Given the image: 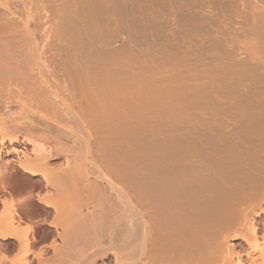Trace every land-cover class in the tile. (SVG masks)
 I'll list each match as a JSON object with an SVG mask.
<instances>
[{
    "label": "bare ground",
    "instance_id": "6f19581e",
    "mask_svg": "<svg viewBox=\"0 0 264 264\" xmlns=\"http://www.w3.org/2000/svg\"><path fill=\"white\" fill-rule=\"evenodd\" d=\"M0 210V264H264V0H0Z\"/></svg>",
    "mask_w": 264,
    "mask_h": 264
},
{
    "label": "rangeland",
    "instance_id": "374dc122",
    "mask_svg": "<svg viewBox=\"0 0 264 264\" xmlns=\"http://www.w3.org/2000/svg\"><path fill=\"white\" fill-rule=\"evenodd\" d=\"M14 118H16L14 116ZM29 119V120H28ZM32 120V121H31ZM25 123L27 124H34L36 127H42L40 121L34 119L33 117L24 119ZM42 139V138H41ZM57 164V162H55ZM13 181V180H12ZM22 182V183H21ZM21 186L16 185L12 189V194L7 197L8 202H15L18 205H20V213L22 217L25 219L24 221L26 223H23L22 226L29 227L31 225L34 228V231L36 232V235L39 237L40 241L35 244V248L33 247L34 251H39L42 248V253H44V256L46 258H51L52 257V250L49 249V246H51L56 238L58 239L56 234L50 236L47 238L44 237V233L49 231V229L46 230V225L52 220L53 215L52 211L46 210L43 206L42 203L38 200L37 195L42 194V187H38L34 180H24L21 181ZM15 184V179L14 183ZM13 186V185H12ZM50 212V214H48ZM3 213V210H0V217ZM1 223V219H0ZM28 225V226H27ZM59 240V239H58ZM57 240V241H58ZM41 247V248H40ZM48 248V249H47ZM22 251V248L20 247L16 248V250L12 251L9 253L8 256L14 257L18 256ZM2 256V253H0V257ZM49 256V257H48ZM1 259V258H0ZM112 259V258H111ZM110 258H102L101 260H98V264H102L104 261V264H113L112 260ZM54 261L48 262V264H55L52 263ZM58 264V263H56Z\"/></svg>",
    "mask_w": 264,
    "mask_h": 264
}]
</instances>
